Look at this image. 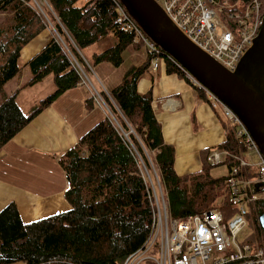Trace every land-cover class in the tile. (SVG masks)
<instances>
[{
    "label": "trees",
    "instance_id": "1",
    "mask_svg": "<svg viewBox=\"0 0 264 264\" xmlns=\"http://www.w3.org/2000/svg\"><path fill=\"white\" fill-rule=\"evenodd\" d=\"M46 1L49 10L43 16L35 0H0V153L45 108L81 85V76L56 33L82 63L87 48L109 35L115 37V45L92 55L90 62L94 65L108 62L119 67L125 62L124 53L129 46L141 47L134 34L116 22L115 0H87L82 5L78 4L80 0ZM51 25L53 37L26 63L32 77L22 88L52 76L55 90L25 112L17 100L21 89L8 94L5 87L23 69L22 49L47 28L52 30ZM164 59L170 73L186 78L200 96L206 97L174 59ZM150 67L147 57L143 64L128 67L120 84L108 92L102 91L120 128L107 114L60 156L70 210L30 223L23 221L15 202L0 210V264H123L127 256L144 245L153 226L154 209L135 149L144 156L146 151L155 154L174 218L214 209L225 219L237 213L240 204L232 200L228 178L234 167L239 169L238 178L256 175L254 168L241 166V159L250 150L245 135L239 133L238 126L230 127L224 121L226 140L216 150L226 152V159L213 163L210 149L202 150V170L179 175L175 169V148L163 138L152 92L141 93L138 89ZM86 102L88 109L95 105L92 95L87 96ZM130 130L133 132L129 142L123 132ZM220 164L227 165V177L211 174L212 168ZM242 202L253 230L246 242L264 248V227L260 222L264 198L254 194L249 199L244 197Z\"/></svg>",
    "mask_w": 264,
    "mask_h": 264
},
{
    "label": "built area",
    "instance_id": "2",
    "mask_svg": "<svg viewBox=\"0 0 264 264\" xmlns=\"http://www.w3.org/2000/svg\"><path fill=\"white\" fill-rule=\"evenodd\" d=\"M115 1L118 6L116 22L120 23L123 29L134 34L135 42L146 47L151 68L157 69L162 50L132 18L120 0ZM155 1L189 40L230 72L237 69L264 22V0ZM56 35L80 74L81 85L89 88L95 102L107 108L108 114L120 128L117 119L107 107L102 92L88 84L90 80L84 71V64L70 52L57 33ZM176 63L185 72L189 81L205 92L213 108L218 106L223 108L225 117L230 118L232 123L238 126L241 135H245L244 140L249 148L260 155V162L255 168L245 159H241V166L254 168L256 175L244 179L238 178L236 175L239 174V169L234 167L228 178V184L232 189V200L240 204L237 213L230 219H225L217 209L174 218L169 210L168 198L154 161L155 154L146 151L144 156L134 148L154 209L153 226L144 245L127 256L123 264H264V248H255L246 241L240 242L237 238L247 222L248 210L242 199L244 197L249 199L254 194L264 191V158L239 117L182 65L177 61ZM132 132L133 130L123 132L129 142ZM222 153L228 155L217 150L211 156V161L220 163Z\"/></svg>",
    "mask_w": 264,
    "mask_h": 264
},
{
    "label": "crops",
    "instance_id": "3",
    "mask_svg": "<svg viewBox=\"0 0 264 264\" xmlns=\"http://www.w3.org/2000/svg\"><path fill=\"white\" fill-rule=\"evenodd\" d=\"M52 37V30L47 28L22 49L23 67ZM97 52L101 51H90V64L87 65L100 83L97 90L108 92L121 83V78L115 77L119 71L111 67V63L94 65L90 62ZM132 65L140 64L132 62L128 67ZM29 72L27 78L16 81L9 91L6 87L18 75L5 87L8 94L21 89L18 102L23 92L34 87L22 88L32 77L31 70ZM152 72L155 77L145 74L138 89L141 93L152 92L153 108L162 126L163 138L175 148L176 172L181 176L199 172L203 167L201 151L210 149L211 159L218 145L226 140L223 108H213L207 97L200 96L186 78L170 73L167 64L163 68L159 65ZM114 77L115 84H112ZM52 80L47 82L54 85ZM88 95L91 93L86 85L68 90L3 147L0 153V210L15 202L23 221L30 223L71 209L65 197L66 174L59 158L108 114L107 108L96 102L88 109ZM30 105L33 104H29V109Z\"/></svg>",
    "mask_w": 264,
    "mask_h": 264
},
{
    "label": "water",
    "instance_id": "4",
    "mask_svg": "<svg viewBox=\"0 0 264 264\" xmlns=\"http://www.w3.org/2000/svg\"><path fill=\"white\" fill-rule=\"evenodd\" d=\"M143 31L241 120L264 158V22L234 72L189 40L155 0H120ZM260 222L264 227V213Z\"/></svg>",
    "mask_w": 264,
    "mask_h": 264
},
{
    "label": "rangeland",
    "instance_id": "5",
    "mask_svg": "<svg viewBox=\"0 0 264 264\" xmlns=\"http://www.w3.org/2000/svg\"><path fill=\"white\" fill-rule=\"evenodd\" d=\"M87 0H80L79 1V5H82L86 2ZM35 5L36 8L38 9V11L44 15V13L46 14L49 10V4L46 0H35ZM51 21L52 17H51ZM51 29L53 30V27L51 25ZM54 33V31L52 32ZM117 42V39L115 37H113L112 35L107 36L106 38H103L101 41L97 42L96 44H94L91 48H89L90 50H85V52L83 54L85 57V61H84V71L88 77V79L90 80V82L88 81V84L91 87H95L96 89H99V81L97 80V78L95 77V75L93 73L90 72V67L87 65L89 63L90 60V51H102L105 50L106 48H109L112 45H115ZM128 53V54H127ZM146 54H147V50L146 47L144 45H141L140 48H135L134 46H130L128 48V50L125 51L124 53V59L125 62L119 66H112L114 67L117 71V74L115 75V77H120V81L122 82L123 76H124V72L125 70L128 68V66L130 65V63L134 62L136 64H143L145 61H147L146 58ZM21 65H24L23 61H20ZM90 64V63H89ZM110 64V63H109ZM167 62L164 59V57H159V65L161 66V68H163L164 66H166ZM26 67V66H25ZM23 67L21 74H19L16 78V80L12 83H10L6 89L9 91L12 87V85H14V83H16V81H18L19 79H25L27 78L28 73H30L28 67ZM155 73L152 72V68H150L147 72H146V76L152 78L153 76L155 77ZM115 77L114 79L111 81L112 84H115ZM48 80H52L51 76L46 77L45 79L42 80V82L40 84H36V86L34 85L33 88H30L29 90L23 92L21 94V97L19 98V104L22 107V109L25 112L29 111V104H35L37 105L39 103V101L43 98H46L49 94H51L54 90L55 87L52 83H48ZM53 81V80H52ZM26 82H28V80H26ZM115 86V85H113ZM31 86H28V88ZM34 105V106H35ZM32 106V105H30ZM33 106V107H34ZM32 108V107H31ZM30 108V109H31ZM224 118V121L228 124V126L233 127L234 124L232 123V120L230 118H226L224 117V115L222 116ZM221 152V151H220ZM226 159V156L222 153V161H224ZM244 159L252 166H254L255 168H257L258 163L260 162V155L258 153H256V151L250 149L249 151L245 152L244 154ZM228 167L225 164H220V165H216L212 168L211 170V174L214 177H223V176H228ZM193 173H197V172H193ZM160 179H161V183L163 185V188L165 190V195L167 196V190H166V186L165 183L162 179L161 174L159 173ZM183 176V175H182ZM257 196H264V191L260 192L257 194ZM253 235V230L251 225L249 224V222L247 221L246 224L244 225V227L241 229V231L238 233L237 238L240 242H245L247 238H249L250 236Z\"/></svg>",
    "mask_w": 264,
    "mask_h": 264
}]
</instances>
